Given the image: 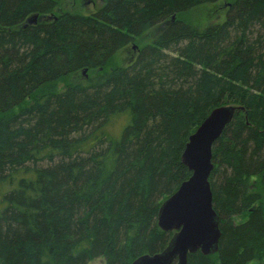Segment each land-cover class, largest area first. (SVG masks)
<instances>
[{"label":"trees","instance_id":"1","mask_svg":"<svg viewBox=\"0 0 264 264\" xmlns=\"http://www.w3.org/2000/svg\"><path fill=\"white\" fill-rule=\"evenodd\" d=\"M216 1L102 0L82 13L0 0V264H130L162 251L172 233L157 213L191 173L187 138L225 105L238 109L208 178L218 250L186 264H263L264 0H223V20L201 27L184 19Z\"/></svg>","mask_w":264,"mask_h":264},{"label":"water","instance_id":"2","mask_svg":"<svg viewBox=\"0 0 264 264\" xmlns=\"http://www.w3.org/2000/svg\"><path fill=\"white\" fill-rule=\"evenodd\" d=\"M233 105L213 108L192 132L181 153V163L191 172L160 204L157 226L172 232L166 247L143 254L130 264H186L187 255L199 250L210 255L218 250L219 218L212 206L209 174L213 168L211 146L233 119Z\"/></svg>","mask_w":264,"mask_h":264},{"label":"rangeland","instance_id":"3","mask_svg":"<svg viewBox=\"0 0 264 264\" xmlns=\"http://www.w3.org/2000/svg\"><path fill=\"white\" fill-rule=\"evenodd\" d=\"M102 0H63L60 9H66L70 11H79L82 13H88L97 8ZM226 11V2L223 0L201 4L191 8L183 15L184 19L197 26H205L208 23L220 22L223 20ZM159 30V27H154L153 30L149 31V34L145 35V38L134 41L116 53L111 58L110 67L122 65L127 63L135 55L139 46L150 40ZM109 67V68H110ZM91 74L90 71L84 72V75L79 73H72L68 76L60 78L55 81L53 87L57 90L64 87L65 84L74 82L78 79L84 78L85 75ZM119 121V120H118ZM264 264V259L262 260ZM88 264H105L102 257L95 258L88 262Z\"/></svg>","mask_w":264,"mask_h":264},{"label":"bare ground","instance_id":"4","mask_svg":"<svg viewBox=\"0 0 264 264\" xmlns=\"http://www.w3.org/2000/svg\"><path fill=\"white\" fill-rule=\"evenodd\" d=\"M34 18H35V16H34ZM235 107H236V106H235ZM236 108H237V107H236ZM237 109H238V108H237ZM237 109H236V110H237ZM236 110H235V111H236Z\"/></svg>","mask_w":264,"mask_h":264},{"label":"flooded vegetation","instance_id":"5","mask_svg":"<svg viewBox=\"0 0 264 264\" xmlns=\"http://www.w3.org/2000/svg\"><path fill=\"white\" fill-rule=\"evenodd\" d=\"M102 2V1H101Z\"/></svg>","mask_w":264,"mask_h":264}]
</instances>
